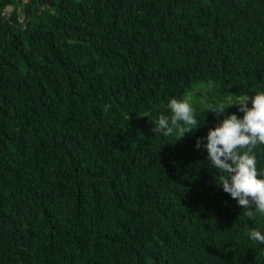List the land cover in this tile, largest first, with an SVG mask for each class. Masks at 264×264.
I'll list each match as a JSON object with an SVG mask.
<instances>
[{
	"label": "trees",
	"instance_id": "16d2710c",
	"mask_svg": "<svg viewBox=\"0 0 264 264\" xmlns=\"http://www.w3.org/2000/svg\"><path fill=\"white\" fill-rule=\"evenodd\" d=\"M252 88L264 0H0V264H264L195 147ZM172 95L181 138L153 131Z\"/></svg>",
	"mask_w": 264,
	"mask_h": 264
},
{
	"label": "clouds",
	"instance_id": "9594fccd",
	"mask_svg": "<svg viewBox=\"0 0 264 264\" xmlns=\"http://www.w3.org/2000/svg\"><path fill=\"white\" fill-rule=\"evenodd\" d=\"M249 91L251 96L244 92L227 98V102L205 100L206 112L218 116L233 104L237 110L223 115L215 126L208 128L205 137H197L195 147L206 150V161L215 169L217 186L244 209V215L255 218L264 217V169L257 168V150L264 146V88ZM166 109V114L151 118L154 133L159 131L166 137L181 138L194 133L203 119L185 96H168ZM245 234L250 241L264 245V226L248 227Z\"/></svg>",
	"mask_w": 264,
	"mask_h": 264
}]
</instances>
